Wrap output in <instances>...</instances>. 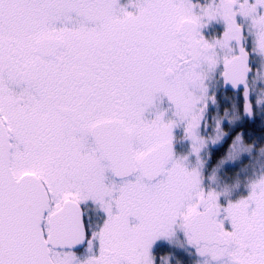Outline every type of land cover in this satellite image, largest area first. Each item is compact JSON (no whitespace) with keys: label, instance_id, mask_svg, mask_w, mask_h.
I'll use <instances>...</instances> for the list:
<instances>
[{"label":"snow or ice","instance_id":"snow-or-ice-1","mask_svg":"<svg viewBox=\"0 0 264 264\" xmlns=\"http://www.w3.org/2000/svg\"><path fill=\"white\" fill-rule=\"evenodd\" d=\"M0 264H264V0H0Z\"/></svg>","mask_w":264,"mask_h":264}]
</instances>
